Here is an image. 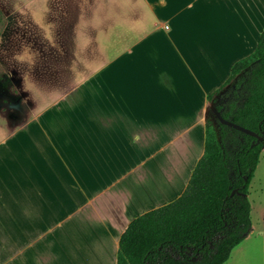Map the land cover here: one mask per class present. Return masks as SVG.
Returning <instances> with one entry per match:
<instances>
[{
    "label": "crops",
    "instance_id": "0c3cea01",
    "mask_svg": "<svg viewBox=\"0 0 264 264\" xmlns=\"http://www.w3.org/2000/svg\"><path fill=\"white\" fill-rule=\"evenodd\" d=\"M77 10L90 27L85 58L56 73L62 87L41 91L38 110L0 124V264H116L128 224L185 189L208 96L264 30V0Z\"/></svg>",
    "mask_w": 264,
    "mask_h": 264
},
{
    "label": "trees",
    "instance_id": "16d2710c",
    "mask_svg": "<svg viewBox=\"0 0 264 264\" xmlns=\"http://www.w3.org/2000/svg\"><path fill=\"white\" fill-rule=\"evenodd\" d=\"M232 80L218 126L205 122L203 154L185 189L128 224L116 264H223L251 231L248 186L264 147V30L214 93Z\"/></svg>",
    "mask_w": 264,
    "mask_h": 264
},
{
    "label": "rangeland",
    "instance_id": "374dc122",
    "mask_svg": "<svg viewBox=\"0 0 264 264\" xmlns=\"http://www.w3.org/2000/svg\"><path fill=\"white\" fill-rule=\"evenodd\" d=\"M86 6L87 0H0V124L21 119L31 102L38 110L40 92L61 88L54 77L70 73L74 57L85 58L91 33L88 18L79 17L83 11L77 9ZM233 85L234 80L212 96L209 119L216 127ZM248 198L252 231L223 264H264V148Z\"/></svg>",
    "mask_w": 264,
    "mask_h": 264
}]
</instances>
